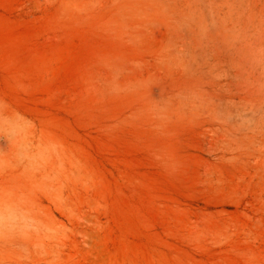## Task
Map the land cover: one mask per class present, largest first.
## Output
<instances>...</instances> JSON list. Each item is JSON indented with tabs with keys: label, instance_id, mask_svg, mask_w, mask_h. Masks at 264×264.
Wrapping results in <instances>:
<instances>
[{
	"label": "rangeland",
	"instance_id": "1",
	"mask_svg": "<svg viewBox=\"0 0 264 264\" xmlns=\"http://www.w3.org/2000/svg\"><path fill=\"white\" fill-rule=\"evenodd\" d=\"M0 264H264V0H0Z\"/></svg>",
	"mask_w": 264,
	"mask_h": 264
}]
</instances>
